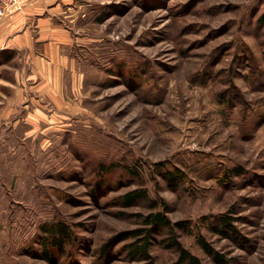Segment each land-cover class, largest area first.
<instances>
[{
	"label": "rangeland",
	"instance_id": "374dc122",
	"mask_svg": "<svg viewBox=\"0 0 264 264\" xmlns=\"http://www.w3.org/2000/svg\"><path fill=\"white\" fill-rule=\"evenodd\" d=\"M43 14L73 38L69 108L38 125L20 53L0 57V264H175L169 229L151 231L149 260L129 256L130 232L156 212L202 264L217 263L197 235L228 264H264V0H74ZM104 164L117 165L105 178ZM175 167L188 178L172 189L157 171ZM136 189L149 199L120 202ZM221 215L240 243L212 230ZM54 221L71 240L47 257Z\"/></svg>",
	"mask_w": 264,
	"mask_h": 264
},
{
	"label": "crops",
	"instance_id": "0c3cea01",
	"mask_svg": "<svg viewBox=\"0 0 264 264\" xmlns=\"http://www.w3.org/2000/svg\"><path fill=\"white\" fill-rule=\"evenodd\" d=\"M73 1L29 0L20 13L0 17V57L10 63L15 57L10 58L20 53L21 90L18 93L22 100L32 103L35 113L29 115L38 125L40 121L49 122L57 117V112L52 114L53 109L69 108L65 81L71 66L68 51L73 43L70 31L55 24L52 15L43 13L65 9ZM72 80L76 88L82 86L84 75L72 72ZM76 88L75 95L79 96Z\"/></svg>",
	"mask_w": 264,
	"mask_h": 264
},
{
	"label": "trees",
	"instance_id": "16d2710c",
	"mask_svg": "<svg viewBox=\"0 0 264 264\" xmlns=\"http://www.w3.org/2000/svg\"><path fill=\"white\" fill-rule=\"evenodd\" d=\"M159 166V165H158ZM117 167L116 164H110V165H101V168L99 170V176L105 178V175L109 174L111 171H113ZM166 168V167H165ZM160 169L157 172L162 174L163 179L166 181V183L169 184V186L172 189L179 188L180 185L186 183L187 181V174L179 169V168H173V169ZM239 169H232L229 170V174L233 175L235 173H238ZM131 176H138L137 171L133 169H129L128 171ZM231 172V173H230ZM229 174H225V177L229 176ZM104 180L100 182L99 186H97V189H103ZM148 192L146 189H136L132 190L122 197H120V202L123 203L126 206H134L139 201H145L148 200ZM218 220L220 221V227L218 224L211 225L212 230H214L217 233H221L227 238L234 239L236 242H239V237L237 236L238 231L233 226V218L228 215H221L218 217ZM144 225L148 226V229H138L135 231L130 232V235L132 238H138L135 243H132L128 246V253L130 258L136 260V258H141L139 260H149V248H150V241L149 238L151 236V231L153 229H169L170 233L172 234V238L170 241V246L175 248V250L178 253V259L175 264H202L201 260L193 255L191 252H189L186 248H184L181 243H179L176 238H174V228L172 223L169 221V219L162 213V212H156L148 215L146 217ZM180 230H187L189 229V222L182 221L178 224H176ZM42 230L44 232L43 241L41 243V246L44 250V254L47 257H50L51 254L54 252L51 250H56L57 254H63L65 253V246L66 242H69L71 240V234L69 233V228L62 222H51L46 223L42 226ZM128 236L129 234H125ZM144 235V236H143ZM143 236V237H142ZM198 245L203 249V251L211 257L217 264H228L229 261L224 258V255H222L220 252H218L216 249L210 245L205 238L202 235H197L196 237ZM111 244H109L108 248L104 252L106 255L108 251H110ZM76 264V263H72ZM149 264H155V263H149Z\"/></svg>",
	"mask_w": 264,
	"mask_h": 264
},
{
	"label": "built area",
	"instance_id": "2783aa9c",
	"mask_svg": "<svg viewBox=\"0 0 264 264\" xmlns=\"http://www.w3.org/2000/svg\"><path fill=\"white\" fill-rule=\"evenodd\" d=\"M22 0H0V16H3L7 10H12L14 7L21 8Z\"/></svg>",
	"mask_w": 264,
	"mask_h": 264
}]
</instances>
